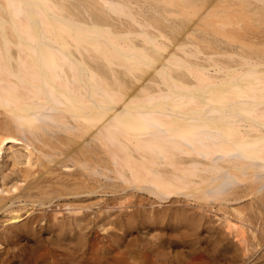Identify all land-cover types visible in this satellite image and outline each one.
I'll list each match as a JSON object with an SVG mask.
<instances>
[{"label": "bare ground", "instance_id": "obj_1", "mask_svg": "<svg viewBox=\"0 0 264 264\" xmlns=\"http://www.w3.org/2000/svg\"><path fill=\"white\" fill-rule=\"evenodd\" d=\"M200 1L0 0V157L11 143L24 166L0 176V264H173L140 259L136 235H126L136 225L146 235L178 211L194 228L205 218L201 236L214 259L205 264H264V54L198 57L186 39L222 0ZM181 2L206 7H195L192 24L187 15L169 19ZM224 12L220 27L237 18L224 22ZM108 188L124 195L108 204L103 196L96 212L97 203L83 204ZM112 209L124 232L108 243L93 230Z\"/></svg>", "mask_w": 264, "mask_h": 264}, {"label": "rangeland", "instance_id": "obj_2", "mask_svg": "<svg viewBox=\"0 0 264 264\" xmlns=\"http://www.w3.org/2000/svg\"><path fill=\"white\" fill-rule=\"evenodd\" d=\"M200 1V0H199ZM203 2H202V4H205V1L206 0H202ZM237 3H236V2ZM243 1V0H239V1H237V0H226V2L224 1V0H222V1H220V2H218L216 5H214V7H213V11H212V18H211V16L209 17V19H204L200 24H198V25H196L195 26V29L194 30H192V35L191 36H188V39H186V43L187 44H190L188 47L189 48H192V46L194 47V48H192L194 51H195V49H198V50H196V52H199V53H196V55L198 56V57H202L205 53H215V55L217 56V54H218V52L219 51H222V50H228V51H230V52H234V53H245V54H261V53H263L264 54V14L262 15V13H263V11H264V8H261L260 7V5H261V2L259 1V0H254V3H257L256 5L254 4L253 5V0H244V2L246 3V5H245V3L243 4V3H241V2ZM196 2H198V0H196ZM223 2V3H222ZM230 2H232V3H230ZM248 2V3H247ZM252 2V3H251ZM199 3H201V1L200 2H198V4ZM224 3H226V4H224ZM228 3L229 4H231V6H228ZM235 4V5H234ZM239 4V5H238ZM241 4H243V5H245V6H241ZM258 4H259V6H258ZM174 5V4H173ZM193 5V6H192ZM192 5H187V4H185L184 2H181V3H179L178 5H175L174 7H172L171 9V11L170 12H167V16H168V18L169 19H172V18H175V19H184L183 17H182V15L183 16H185L186 17V15L188 16V21H189V19L190 20H192V19H194V17H193V15L194 16H198L205 8L204 7H206V6H204V5H197V4H195V3H193ZM195 5V6H194ZM232 5H234V7L232 6ZM237 5V8L235 7ZM249 5V6H248ZM204 6V7H203ZM187 7V8H186ZM189 7H191V8H189ZM195 7H200V9H202V10H198V13H197V9H199V8H195ZM245 7H248V9H246ZM252 7V8H251ZM204 8V9H203ZM190 10H193V11H196V12H193V11H190ZM229 11V12H224V11ZM258 10V11H257ZM260 10V11H259ZM192 12V14H190ZM221 12H224L225 14H221V15H219L220 16V18H221V20L222 19H224V22L225 21H227V20H229V19H227V20H225V18H223L224 16H230L229 14H231V16H230V19H232L233 17H237L235 20H234V22L231 20L230 22L229 21H227V22H225V23H221V27H220V22L221 21H219L220 19H219V17H218V13H221ZM250 12H252V13H250ZM261 12V13H260ZM188 13L190 14V15H192V16H190V18H189V15H188ZM194 13V14H193ZM195 13H196V15H195ZM216 15H217V17H216ZM196 16V17H197ZM222 16V17H221ZM233 16V17H232ZM182 17V18H181ZM217 19H219V20H217ZM198 18V17H197ZM196 18V19H197ZM228 18V17H227ZM195 19V20H196ZM239 19H242V20H239ZM165 15H163L162 17L160 16L159 17V19L156 21L157 22V24H160V23H164L165 22ZM217 20V25L218 26H216V27H220L221 29H220V31H215L217 28H213V26L215 27V25H216V21ZM237 20V21H236ZM241 23H240V22ZM190 23H188V24H192L191 23V21H189ZM244 22V23H243ZM227 23V27H228V25H229V28H227L226 27V24ZM230 23V24H229ZM234 23V24H233ZM235 23H237V24H235ZM238 23H240L239 25H238ZM232 24V25H231ZM244 24V25H243ZM234 25H236L238 28H240V29H238L237 27H235ZM241 25H243L242 27H241ZM226 27V28H225ZM214 29V30H213ZM219 29V28H218ZM217 29V30H218ZM225 30V32H224V30ZM209 31V34H210V36H211V34H213V33H215V32H217V34L220 32V34L217 36H215V34H213L212 36L213 37H215V38H212V37H208V38H210V40H208V39H205V38H201V36L203 37L204 35H208V31ZM211 30V31H210ZM207 31V32H206ZM215 31V32H214ZM223 31V32H222ZM213 32V33H212ZM207 33V34H206ZM201 35V36H200ZM217 38V39H216ZM248 38V39H247ZM242 40H244L243 42H241ZM246 40V41H245ZM251 40H252V42H251ZM220 41V42H219ZM256 41V42H255ZM228 42V43H227ZM239 42V43H238ZM221 43V44H220ZM245 44L244 46H243V44ZM251 43V44H250ZM255 43V44H254ZM193 44V45H192ZM238 44H242V46L243 47H245V49L244 48H242V46L241 45H238ZM254 44V45H253ZM234 45V46H233ZM236 45V46H235ZM247 45V46H246ZM250 45V46H249ZM252 45V46H251ZM257 45H259V46H257ZM196 46V47H195ZM197 46L199 47V48H197ZM225 46H227V47H225ZM230 46H231V48H230ZM249 46V47H248ZM261 46V47H260ZM238 48H240L239 50H238ZM230 49V50H229ZM179 54H184V53H179ZM117 60H120V58H118ZM119 67V69H121L120 68V66H118ZM147 68H151L149 65H146V66H144L142 69H140V68H138L137 70H136V72L137 73H141L144 69H147ZM122 70V69H121ZM149 70H151V69H149ZM175 70H180L179 68L178 69H175ZM125 77H126V79H130V78H132V76L131 75H127V74H125L124 75ZM122 77H123V75H122ZM10 145H11V143H9L8 144V148H7V150L6 151H4V153H3V155L0 157V173H1V175L0 176H3V174L4 173H9L8 175H6L5 177H8L7 178V180H9V179H11V178H13V177H15V176H17V175H21L20 173H23L22 172V167H24L23 165H16L15 163H14V160H13V156H12V150L9 148L10 147ZM112 162H110V164H111ZM17 166H15V165ZM14 165V166H13ZM111 165H113V164H111ZM12 167H14L13 169H12ZM16 167V168H15ZM21 170V171H20ZM7 171V172H6ZM111 174H113V175H115V173L113 172V173H111ZM13 176V177H12ZM11 177V178H10ZM7 180H6V183L5 182H3V184H2V192L3 193H6L8 190H7V187H8V185H7ZM117 181H119L118 179H117ZM111 188H108V189H106V191H108V194H104V193H102L103 191H101L100 190V192H98L97 194H93L92 196H85V202L83 203V204H85V205H94V204H96V205H94V208L93 209H91V210H95V212L96 211H98V205H99V203H100V201H105V198H106V200L108 199V201H107V204L109 203V202H112V201H114V203L116 202V199H118V198H121V196H123L124 194H121V193H118V192H115V193H117V194H112L113 193V189H111ZM103 196H105V198H103ZM90 199H89V198ZM100 197H101V199H103V200H101L100 199ZM110 197V198H109ZM97 198V199H96ZM98 198H99V200H98ZM114 198H116V199H114ZM132 198V200H134L136 197H131ZM130 198V199H131ZM177 198V197H176ZM178 198H180V199H182V198H184L185 199V197L184 196H179ZM88 200H91L90 202H88L87 203V201ZM109 200H111V201H109ZM94 203V204H93ZM111 204H113V203H111ZM169 204H171V205H173L171 202H167V203H165V205H168V206H170ZM179 204H181V203H179ZM162 205H164V203L162 204ZM175 205V204H174ZM111 210V209H110ZM115 210V209H114ZM113 209H112V211H110L109 213L111 214H109L108 212H107V214H108V216H110V218H112L111 220H112V223H114V224H111L110 222H111V220L110 221H108L110 218L109 217H107V218H109V219H107V222H106V224H104V225H109V223H110V225L111 226H113V225H115L116 224V227L117 228H113V229H111V226H108V227H110V228H106V226H104L103 224L100 226V223H98V222H96L95 223V225H94V234H93V237H95L96 238V236L97 235H99V236H97V239L98 240H102V241H107L108 243L110 242H112L113 241V243L115 242L114 240H116L119 236H118V234L123 230V229H120V230H118L119 229V225L117 224V218H119L120 219V214H121V212L119 211L118 212V209H116L115 211H114ZM116 212L117 211V213H114V212ZM171 211H173V210H171ZM94 212V213H95ZM113 212V213H112ZM180 211H178V213H179ZM189 212V211H188ZM178 213H173L172 214V212H171V214L169 215V216H167V219H165V221L163 222V223H165V224H161L160 225V227L159 226H157V227H155V226H153L152 228H149L150 230H148V229H146V235L144 234L145 232H144V228L142 227V225H136V229H134V228H128V229H130V230H128L127 231V237L126 238H128V239H130V238H133L135 235V237H139L138 239L140 240V241H138V239L136 238V243H138V244H134L133 243V245H135V247L136 248H138V250H140L139 252H141V256H140V259H145L147 256H150V258L151 259H153V260H155V257H156V259H157V257H159L158 259L159 260H161V259H166L165 261H167V262H172L173 264L174 263H176V264H178V260L180 261V263L179 264H193V261L194 260H196V262H194V264H198V262H200L201 260L200 259H202V258H205V259H203L202 260V262H203V264H205L206 262H207V260H214L213 259V257L211 256V258L210 257H207V255H206V252H205V250H207V246H205L206 244V239L204 238V236H201V235H204V225H205V218L204 217H199V219H201L203 222H201L200 220V223L202 224H197V222H198V220L196 221V219L198 218V216H197V218L196 219H194L195 221H196V223H195V226H196V224L198 225V227H196V228H200V229H197L196 230V228H194L193 227V225L191 224V222H192V220H191V218H189V216H188V220L189 221H191L190 223H189V221L187 220V213H182V212H180V215H176V214H178ZM114 214V215H113ZM183 214V216H181ZM186 214V215H185ZM95 215V214H94ZM93 215V216H94ZM113 215V217L114 218H116V219H114L113 217H111ZM116 215H118V216H116ZM174 215H176V216H174ZM185 215V216H184ZM172 216H173V219H172ZM182 218H181V217ZM201 216V215H200ZM216 216V219L218 220V216L217 215H214L211 219L215 222H213V224L215 225V226H219V223H216L217 221H216V219L214 218ZM186 218V219H183V218ZM179 220H178V219ZM174 219H176L175 221L176 222H174L173 220ZM113 220H115V221H113ZM168 220V221H167ZM182 220V221H181ZM184 220V221H183ZM188 222H187V221ZM179 221V222H178ZM187 222V224L189 223L192 227H193V229H195V230H191L192 228H191V226L190 227H186V226H188V225H186V223H184V222ZM219 222H220V224H221V221L220 220H218ZM171 223V225H170V223ZM174 222V223H173ZM178 222V223H177ZM181 222V223H180ZM176 223V224H175ZM183 223H184V225H183ZM99 224V225H98ZM93 224H91V226H92ZM118 225V226H117ZM173 225H174V227H173ZM177 225H178V228L179 229H177ZM199 225H201L200 227H199ZM106 228L105 230H104V228ZM163 226V227H162ZM169 226H171V227H169ZM180 226H182L183 227V230L181 229L182 227H180ZM221 227H222V225H220ZM219 226V227H220ZM115 227V226H114ZM140 227H142V228H140ZM162 227V228H161ZM175 227H176V229H175ZM102 228H103V230H102ZM157 228H159V229H157ZM188 230H187V229ZM109 229V231H106V230H108ZM133 229V230H132ZM152 229H154L153 230V232H154V236H153V232L151 233V231H152ZM164 230V231H162L161 233H163V234H160V232L159 231H161V230ZM168 229H171L170 230V232H169V230ZM185 229V230H184ZM96 230V231H95ZM159 230V231H158ZM173 230V231H172ZM178 230V231H177ZM182 230V232H181V234H182V236H180L178 233H180V231ZM190 230V231H189ZM114 231H115V233H117V235H115V233H114ZM119 231V232H118ZM149 231V232H148ZM175 231H176V233H175ZM100 232H102V234L100 233ZM105 232V233H104ZM112 232V233H111ZM122 232H124V230L122 231ZM128 232H129V234H128ZM142 232H143V234H142ZM155 232H157L158 234H160V235H162V239L159 237L160 235H158L157 233V238L160 240V241H158V243L160 242H162L161 244L159 243H156V242H154V240H152L153 238L156 240V234H155ZM164 232H165V237L163 236L164 235ZM167 232H169V233H167ZM172 232H174V234H175V236H173V234H172ZM178 232V233H177ZM185 233V235H184V233ZM109 233V234H108ZM114 233V234H113ZM135 233V234H134ZM137 233V234H136ZM167 233V234H166ZM171 233V234H170ZM188 233V234H187ZM96 234V235H95ZM111 234V235H110ZM133 236H132V235ZM152 234V235H151ZM179 235V236H177L176 237V235ZM191 234V235H190ZM193 234V235H192ZM195 234V235H194ZM95 235V236H94ZM106 235V236H105ZM109 235V236H108ZM113 235H115V237L113 236ZM130 235V236H129ZM168 235V236H167ZM170 235V236H169ZM174 237V238H170V237H172V236ZM184 235V236H183ZM196 235H199V236H196ZM101 236V237H100ZM118 236V237H117ZM143 236V237H142ZM147 236V237H146ZM150 236V237H149ZM190 238H189V237ZM196 236V237H195ZM109 237H111L112 239H110ZM113 237L115 238V239H113ZM146 238V239H144L143 240V238ZM169 238V240L171 239V241H173V242H171L170 243V241L169 240H167V241H165L166 239H168ZM182 237H184V238H181ZM188 237V238H187ZM191 237H193L192 239H191ZM199 237H203V238H199ZM107 238V239H106ZM120 238V237H119ZM166 238V239H165ZM176 238V239H175ZM179 238V240L177 241V239ZM187 238V239H186ZM195 238H197L196 240L197 241H194V239ZM199 238V239H198ZM104 239H106V240H104ZM148 239V241H145V240H147ZM149 239H151L153 242H151ZM200 239H202L201 241H198V240H200ZM180 240H182L180 243H183V244H180V246H179V241ZM183 240H187V241H189V245H188V242H185V241H183ZM142 241H145V242H147V244L145 243V245H143L144 244V242L142 243ZM163 241H165L164 243H163ZM169 241V242H168ZM174 241H175V243H174ZM192 241H193V243H192ZM148 242H150L151 243V245L150 244H148ZM171 244L172 246H170L169 244ZM178 242V243H177ZM199 242V243H201V244H199V246H198V248L196 247V245H198L197 243ZM142 243V244H141ZM154 243H156V244H154ZM167 243V244H166ZM178 244V246H176L177 244ZM187 245H185V244ZM191 243L192 244H194V246L197 248H195L193 245V250H194V252H196V250H197V252L193 255V250H192V252H191V249L190 248H192V246H191ZM195 243H196V245H195ZM204 243V244H203ZM154 244V245H153ZM164 244V245H163ZM147 245H149L148 247V250L150 251H147ZM161 246L160 248H159V250H158V248H156V250H155V252H153L154 250H152L153 248H155L156 246ZM162 245H163V247H162ZM168 245V246H167ZM184 245V246H183ZM201 245V246H200ZM141 246H145V248H146V252H147V254H145V252H144V250H143V247H141ZM152 246H153V248H152ZM155 246V247H154ZM165 246H167L168 248L166 249V247ZM185 246H186V248H188V253H187V249L185 248ZM190 246V247H189ZM203 246H205L204 248H202ZM132 247H134V246H132ZM172 247V248H171ZM215 246L213 245V247L212 246H210V249H213L214 251H213V253H215V248H214ZM151 248V249H150ZM169 248H170V250H169ZM196 250H195V249ZM200 248H202L201 250H200V252H199V249ZM122 249V248H121ZM118 250V252L120 251V249H113L111 252H110V254H115V255H118V254H120V252L119 253H117L116 251ZM123 250V249H122ZM152 250V251H151ZM110 251V250H109ZM167 251V252H166ZM181 251V252H180ZM182 251H184V254H183V252ZM149 252V253H148ZM144 253V254H143ZM152 253H155V256H152V255H154V254H152ZM165 253V254H164ZM171 253V254H170ZM175 255V253L177 254V255H175V256H177V257H175L173 254ZM181 253V255H179ZM191 253V254H190ZM204 253V254H203ZM157 254V255H156ZM158 254H161V256H158ZM169 254V255H168ZM185 254H187V255H185ZM196 254H197V258H198V261H197V258H195L196 257ZM203 254V255H202ZM93 255H95V253L93 252ZM165 255V256H164ZM172 255V256H171ZM189 255H193V256H189ZM202 255V256H201ZM144 256H146L145 258H144ZM168 256H169V258H168ZM174 256V258H172ZM183 256V257H182ZM186 256V257H185ZM199 256V257H198ZM204 256V257H203ZM206 256V257H205ZM143 257V258H142ZM153 257V258H152ZM180 257V258H179ZM190 257V259L193 257L194 258V260H193V258L190 260V261H187L188 259H186V258H189ZM202 257V258H201ZM179 258V259H178ZM182 258V259H181ZM167 259H169V260H167ZM174 261H173V260ZM172 260V261H171ZM183 260V261H182ZM177 261V262H176ZM160 262V261H159ZM163 262V261H162ZM183 262V263H182ZM202 262H201V264H202ZM164 263H166V262H164ZM217 263V262H216ZM245 264V263H244ZM246 264H248V262H246Z\"/></svg>", "mask_w": 264, "mask_h": 264}]
</instances>
